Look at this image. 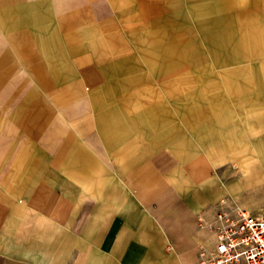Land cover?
<instances>
[{
  "label": "crops",
  "instance_id": "0c3cea01",
  "mask_svg": "<svg viewBox=\"0 0 264 264\" xmlns=\"http://www.w3.org/2000/svg\"><path fill=\"white\" fill-rule=\"evenodd\" d=\"M240 208L264 0H0V264H201Z\"/></svg>",
  "mask_w": 264,
  "mask_h": 264
},
{
  "label": "built area",
  "instance_id": "2783aa9c",
  "mask_svg": "<svg viewBox=\"0 0 264 264\" xmlns=\"http://www.w3.org/2000/svg\"><path fill=\"white\" fill-rule=\"evenodd\" d=\"M211 225L214 243L201 247V264H264V215L254 217L243 208L232 215L220 212Z\"/></svg>",
  "mask_w": 264,
  "mask_h": 264
}]
</instances>
